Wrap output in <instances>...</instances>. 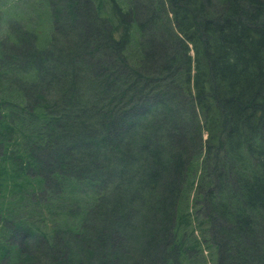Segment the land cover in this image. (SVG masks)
<instances>
[{"label": "trees", "instance_id": "obj_1", "mask_svg": "<svg viewBox=\"0 0 264 264\" xmlns=\"http://www.w3.org/2000/svg\"><path fill=\"white\" fill-rule=\"evenodd\" d=\"M205 249L264 264V0H0V264Z\"/></svg>", "mask_w": 264, "mask_h": 264}, {"label": "rangeland", "instance_id": "obj_2", "mask_svg": "<svg viewBox=\"0 0 264 264\" xmlns=\"http://www.w3.org/2000/svg\"><path fill=\"white\" fill-rule=\"evenodd\" d=\"M198 233H200L199 230L196 232V235L200 236V234H198ZM213 256L214 255H211L209 249H207V250L205 249L204 257H205L206 260L208 259V263L207 264H213V262H212Z\"/></svg>", "mask_w": 264, "mask_h": 264}]
</instances>
